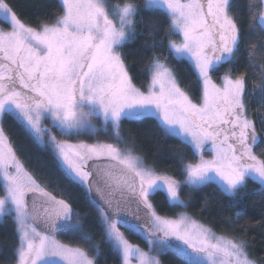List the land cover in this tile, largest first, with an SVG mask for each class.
<instances>
[{
  "label": "snow or ice",
  "instance_id": "snow-or-ice-1",
  "mask_svg": "<svg viewBox=\"0 0 264 264\" xmlns=\"http://www.w3.org/2000/svg\"><path fill=\"white\" fill-rule=\"evenodd\" d=\"M245 3L246 18L234 14L233 0H145L142 6L57 0L50 22L32 25L12 0H0L7 25L0 27V223L12 217L16 234L6 264H106V252L120 264H162L159 253L167 252L186 264H264L243 235L217 234L183 211L161 215L154 203L163 194L169 208H187L185 189L215 185L229 208H241L250 180L264 192V0ZM145 12L162 19H146ZM145 32L148 82L139 87L124 49ZM248 35L256 39L247 43L242 70L240 47ZM169 58L188 62L195 87L182 83ZM8 119L50 154L57 173L82 190L96 216L82 217L71 196L58 185L49 190L29 170L5 129ZM149 119L191 150L192 162L172 150L177 174L146 163L124 134V121ZM101 133L114 142L80 139ZM242 215L225 219L234 226ZM258 223L264 229V213ZM60 233L84 246L62 243Z\"/></svg>",
  "mask_w": 264,
  "mask_h": 264
},
{
  "label": "trees",
  "instance_id": "trees-1",
  "mask_svg": "<svg viewBox=\"0 0 264 264\" xmlns=\"http://www.w3.org/2000/svg\"><path fill=\"white\" fill-rule=\"evenodd\" d=\"M119 2V0H113ZM138 5H143L145 0H135ZM14 11L25 22L32 25L36 21L47 20L50 22L51 16L59 12L57 0H12ZM234 14H241L247 17V8L245 0H233ZM146 19H162L160 17H152L150 13L145 12ZM167 26L166 24L164 25ZM244 31H247L245 26ZM147 33L138 36V38L125 46V51L129 53L128 64L130 65V72L139 87H146L148 76L145 72V64L147 57L151 53L150 48L145 45H150L151 41L147 38ZM178 39V37H175ZM254 35H248L244 38V43L240 47V68L247 69V43L249 40H255ZM167 56V52L164 53ZM169 63L172 65L184 85L195 87L193 70L188 64L184 62L182 65L177 64L169 58ZM228 67L224 65L220 72L214 76V79ZM248 84H252V71L248 70ZM217 82H219L217 80ZM257 93V98H258ZM251 111L255 112V103L250 105ZM5 129L9 133L10 138L14 141V146L18 149V155L21 159L25 160L27 167L32 171L42 182L50 185L49 190L58 185L59 189L65 193V197L71 196L73 207L80 213L82 217L92 218L97 215L94 207L89 206L81 189L69 185L56 171L52 158L49 153L40 150L31 139L27 138L20 129L16 126L12 119L5 121ZM124 134L126 137H131L135 142L134 150L136 154L141 155L149 165H154L158 170H167L168 174H177L179 170L178 157L172 151L173 149L181 150L186 155V161L192 162L193 157L191 150L181 145L180 141L173 137L165 136L157 128L156 121L149 119L145 121H124L123 122ZM80 139L91 143L93 137L81 136ZM99 139L108 142H114L102 135ZM2 191V190H0ZM188 193L184 196L188 207L175 208L168 207L164 200L163 194H158L154 200L159 214L165 216H175L178 212H186L195 216L200 221L210 225L216 232L221 234H236L243 235V238L250 245L251 255L258 259L264 260V229L259 226L261 214L264 213V192L260 190L259 184L253 181L248 182L247 195L244 199L241 208H229L228 198L220 194L215 185L206 186L203 189L189 190L185 189ZM207 199L208 205L205 207V200ZM223 208V211H221ZM240 211L243 215L240 217V223L230 226L226 222V217L234 216L235 212ZM248 225L246 234L233 232V229ZM15 225L12 217H5L3 223H0V264H6V257H11L13 248L16 244V234L14 231ZM96 234V239L99 241L100 236L98 229L92 227L90 229ZM126 236L133 242H138L144 247L147 245L136 235L128 232L125 229ZM59 236L66 242L84 246L79 241L75 240L70 234L60 233ZM106 264H120L119 259L109 253H105ZM159 258L162 264H186L185 260L175 254L174 252L161 253Z\"/></svg>",
  "mask_w": 264,
  "mask_h": 264
},
{
  "label": "rangeland",
  "instance_id": "rangeland-1",
  "mask_svg": "<svg viewBox=\"0 0 264 264\" xmlns=\"http://www.w3.org/2000/svg\"><path fill=\"white\" fill-rule=\"evenodd\" d=\"M0 27H7V25L6 24H4V22L3 21H0ZM93 123H95V124H97V126H100V122L98 121V120H96V119H93ZM103 134L101 133V134H98L97 136H92L94 139H93V141L91 142V143H93V142H95L96 140H101V141H103L102 139H99L101 136H102ZM90 137V136H89ZM74 142V141H73ZM137 155H139V154H137ZM141 156V155H140ZM210 156H211V152H206L205 153V158H210ZM142 157V156H141ZM147 163V162H146ZM0 195H3V191H0ZM188 214V213H187ZM188 215H190V214H188ZM190 216H192L194 219H196L197 221H199V222H201V223H204V222H202V221H200L199 219H197L195 216H193V215H190ZM204 224H206V223H204ZM206 225H208V224H206ZM208 226H210V225H208ZM211 227V226H210ZM214 230V229H213ZM121 231H125V229L124 228H121ZM215 231V230H214ZM217 234H221V233H218L217 232ZM126 235V234H125ZM128 238V237H127ZM57 239L59 240V241H61L62 243H66V244H69V245H72V246H78V245H73V244H70V243H68V242H66V241H64L60 236H59V234L57 235ZM129 239V238H128ZM130 240V239H129ZM131 241V240H130ZM133 242V241H132ZM133 243H137V244H139L143 249H145V250H148L147 249V246L146 247H144L143 245H141L140 243H138V242H133ZM161 253H159V255H160Z\"/></svg>",
  "mask_w": 264,
  "mask_h": 264
}]
</instances>
